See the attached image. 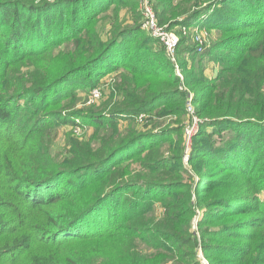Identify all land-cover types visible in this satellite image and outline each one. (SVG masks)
I'll use <instances>...</instances> for the list:
<instances>
[{"label":"trees","instance_id":"trees-1","mask_svg":"<svg viewBox=\"0 0 264 264\" xmlns=\"http://www.w3.org/2000/svg\"><path fill=\"white\" fill-rule=\"evenodd\" d=\"M216 1L192 14L163 2L156 13L171 29L226 35L212 47L217 55L230 52L215 57L223 64L212 81L182 61L183 54L199 58V51L210 50L188 45L191 38L183 33L177 64L195 94L196 113L206 120L189 152V163L198 162L193 171L200 176L207 164L218 167L225 184L219 188L231 191L228 205L217 206L234 216L259 215L238 223L241 229L250 225V233L241 236L239 229L234 233L236 223L226 225L210 233L203 248L210 253L219 240H247L248 250L231 247L238 253L231 260L250 264L252 249L264 253V200L239 202L251 200L250 190H264V0ZM126 4L0 0V264H197L199 243L191 232L197 192L181 179L184 119L151 130L119 126L144 113L187 116V91L180 90L176 64L159 40L147 34L160 49L147 50L145 64L132 63L143 28L136 17L123 25L119 11ZM161 61L162 69H152ZM120 69L102 109H75L78 90L91 91ZM77 119L95 127L92 136L54 156L49 136ZM156 202L166 209L157 224L148 216Z\"/></svg>","mask_w":264,"mask_h":264},{"label":"rangeland","instance_id":"rangeland-1","mask_svg":"<svg viewBox=\"0 0 264 264\" xmlns=\"http://www.w3.org/2000/svg\"><path fill=\"white\" fill-rule=\"evenodd\" d=\"M122 1L123 3H127L126 8L122 11H119L120 12L119 17L122 21H124L123 25L124 26L132 25L134 23L133 18L136 17L135 19L138 22L142 23V28H143L145 17L143 14L142 0H122ZM147 1L150 3L152 8L154 9V12L157 17L156 9H160L163 5L162 4L163 2H165L166 4L167 2L172 3V5L174 6L173 8L177 9V11L180 13L188 12V14L189 13L192 14L198 9H202L203 7H209L216 0H147ZM218 1H221V0H218ZM182 15L180 16L181 18H182ZM173 16L174 15L169 16V20ZM107 20H108L107 22H109V17L107 18ZM157 21H158V17H157ZM159 26L167 27L168 30L173 31L179 36L186 29L188 33L187 36L191 38L190 41L188 42V45L193 44V47L195 45L197 49H200V47H198V45L195 43L196 41L192 39V36L195 34V31H196L195 28L190 29V28H185L183 26V27H177V28L173 27L174 29H171L169 25L168 26L165 24L160 25V23H159ZM147 34L150 36L153 35L150 31L143 28V33L141 34L140 38L138 37L135 38V41L133 39L134 41L133 46L137 43L140 46L139 47L134 46L136 50H134L135 51L134 55L131 58L132 63L136 59V61H139V63H141L142 61L143 62L142 64H145L146 63V60L144 59L145 52L149 50L151 47L157 50L160 49L159 45L155 43H151L145 38V36L147 37ZM225 36L226 35L224 34V32H218L215 29L206 30L205 39L207 41L206 46L210 49L209 52L207 53L205 52L204 54H202L203 52L199 51L201 55L199 56V58H195V56L193 55L190 56L191 54L187 56L183 54L184 58L183 60L182 59L181 60L183 62H186V64H188L187 68L190 69V71L193 70L192 66H194L195 64L196 67L200 68V71H203L204 77H206L208 81H212L219 73L221 69V65L223 64L221 61H217L218 59L216 60L215 57L217 56L219 57L220 55L223 57H225L226 55H230V52L224 51L225 49L217 52L218 55L216 54V52L212 50L213 45H217L221 43L220 41L224 39ZM144 45H145V48L142 49V53H141L140 47L142 48ZM210 52L211 54L208 55ZM159 59H161V56ZM162 60L165 61L164 58H162ZM161 65H163L162 61L161 63H158L157 65L153 66L154 68L152 69H158V70L162 69L161 67L163 66ZM178 70L176 68V74L179 77L180 82H181L180 90H183L185 92L187 91V103H186L187 116H185V118L167 117V118L158 119V118L151 116L150 114L144 113V114H141L143 115L142 118H140L141 116L140 115L137 118H134L133 120H130V119L122 120L119 126L121 130L124 132L128 130L129 127H134L137 130H144V129L151 130L154 124L155 125L158 124L159 126H162L163 128H165L168 125H172V124L175 125L176 123L184 119L183 126H184V137H185V142H186L185 144L186 150L184 152V158L182 161L185 167L181 171V175H182L181 179L184 185H188V187H194L197 192V195L193 194L192 196L193 213H192V218H191V232L194 234V238L197 239L199 243V246L194 251V253L196 254V257H195L196 263L197 264H233L232 263L233 260L231 259H234L233 257L235 255H238V253L232 252L231 247L237 248L238 247L237 245H241L242 247H244V249L248 250L247 240H244V239L243 240H232V239L219 240V243H221L222 245L214 247V250L210 253H207L205 251V249L203 248V245L210 241V237H209L210 233L215 234L216 232H213V231L220 229L221 227H224L226 225H234L236 223V226L233 228L235 230L234 233L239 229L238 232L241 233V236L245 235L244 233L246 234L250 233L251 232V230L249 229L251 227L250 225L247 226V228L245 229H241V226H239L240 224L238 223H242L244 221H250L253 217H259V215L253 214L250 216H234L232 212L233 210L231 208L222 209L219 206H217V205H222L221 203H225L224 204L225 206L228 205L227 204L228 200H226V198H227L228 192L231 191L230 189L222 190L219 188L220 185H225V184L223 182L221 170L218 167L207 164L202 170L205 173L201 174L200 176L197 172L193 171V167H194L193 165H195L198 162H194L193 164L189 163L190 162L189 152L191 151L190 149L194 141V138L196 137V134L191 140L190 147H188L187 145L186 136H185V129L187 125L192 121V115L190 113L189 107H192L193 111L195 112L194 113L195 117H197L198 121L200 122L198 131L200 129L201 123L202 122L204 123L206 120H204L202 116L196 113V108L194 104L195 94L192 93L190 90L188 92V88H186V86L184 85V82H185L184 75L185 74L183 70L180 69V67ZM122 72L124 71L120 69L118 72L112 75H108L104 78L101 84L97 88H95V89H98L101 93L100 97L95 102L90 103L91 94L93 90L95 89L91 91H88L86 89L78 90L77 99L79 102L78 104H76L75 109L76 110H85L88 108H94L96 110L97 109L99 110L100 108L102 109V107L106 105V103L109 101V97L111 95L110 92L114 90V87L117 84L116 83L117 75L121 74ZM171 86L174 87L173 85ZM171 101H173L172 102L173 107L177 108L174 105V98H171ZM64 103H71V102L70 100H64ZM158 107L159 106H157V108ZM76 123L77 125L75 126H66V127L56 129L49 136L48 145L54 156L63 157L65 153L70 151L71 144L73 143L75 144L76 142H80L83 139H87L90 136H92L94 129H95L94 126H91L88 124L84 125V120L82 119H77ZM158 125L157 127H159ZM202 175L203 176L207 175V176L203 177ZM242 192H244V187H240V191L237 193L240 194ZM256 195L252 190H250L247 196H249L251 200H246L244 202H239V203H242V205L254 203V199L256 197H259L261 200H264V190L257 196ZM182 205H184L185 207V204H182ZM151 209L152 210H150L151 212L150 214H148V216L153 217L154 222L156 224L161 223L166 213V209L163 203L156 202L152 206ZM224 211L227 212V215L223 213ZM213 241H214L213 243L216 244V239L213 238ZM117 250L120 253L122 251V247ZM141 250L154 253V250L148 249L146 246H142ZM113 253L114 251H111L109 249L108 253L107 254L105 253V255L109 258L110 255H112ZM231 253L234 256H232ZM249 255L251 256L250 261L251 259H253L250 264H260V261L264 257V253L260 254V252H257L256 248L254 250L252 249L249 252ZM246 264H249L248 260Z\"/></svg>","mask_w":264,"mask_h":264},{"label":"built area","instance_id":"built-area-1","mask_svg":"<svg viewBox=\"0 0 264 264\" xmlns=\"http://www.w3.org/2000/svg\"><path fill=\"white\" fill-rule=\"evenodd\" d=\"M143 14L145 17L144 27L146 30L150 31L154 38H157L167 50V54L174 64H176L177 70L179 66L177 64V50L180 45V36L174 33L173 31L168 30L167 27L159 26L157 21L156 14L154 9L147 0H142ZM195 34L192 36V39L195 40L198 47L206 46L207 41L205 39L204 29L195 28ZM187 30L183 31V36H187ZM179 71V70H178ZM180 72V71H179ZM101 93L98 89L93 90L90 98V103L95 102L100 97ZM190 113L192 115V121L187 125L185 129V136L188 147L191 145V140L195 136L199 128L198 118L195 117L192 107H189ZM143 115L140 116L142 118Z\"/></svg>","mask_w":264,"mask_h":264}]
</instances>
